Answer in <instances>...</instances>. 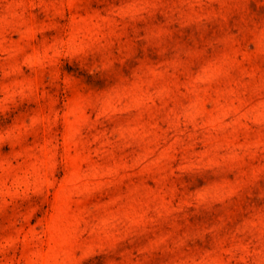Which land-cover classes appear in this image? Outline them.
<instances>
[{"label": "rangeland", "instance_id": "obj_1", "mask_svg": "<svg viewBox=\"0 0 264 264\" xmlns=\"http://www.w3.org/2000/svg\"><path fill=\"white\" fill-rule=\"evenodd\" d=\"M0 264H264V0H0Z\"/></svg>", "mask_w": 264, "mask_h": 264}]
</instances>
